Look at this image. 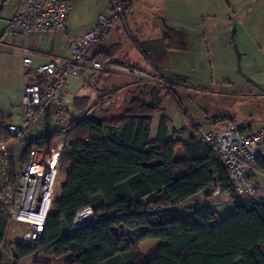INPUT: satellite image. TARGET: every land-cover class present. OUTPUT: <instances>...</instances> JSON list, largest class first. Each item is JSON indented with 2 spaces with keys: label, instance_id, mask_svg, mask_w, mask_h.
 <instances>
[{
  "label": "trees",
  "instance_id": "1",
  "mask_svg": "<svg viewBox=\"0 0 264 264\" xmlns=\"http://www.w3.org/2000/svg\"><path fill=\"white\" fill-rule=\"evenodd\" d=\"M132 4L130 0L126 18ZM87 59L122 65L108 54H88ZM150 88L137 87L121 112L110 118L88 116L87 110L81 115L69 112L61 195L41 240L19 244L15 262L36 255V264H51L50 257L64 258L65 264H264V199L236 201L227 169L198 138L200 123L194 127L197 137L169 139L170 120L162 116L157 140L151 142L153 117L160 110L147 101ZM220 121L233 122L226 117ZM1 136L12 137L2 113ZM61 136L56 131L39 137L28 149ZM179 146L184 157L176 155ZM256 169L264 173V159L257 158ZM5 170V177L15 184L13 160ZM216 182L233 199L235 212L223 218L209 209L190 220L181 218L180 206ZM88 206L94 218L75 229V216ZM7 224L0 205V242Z\"/></svg>",
  "mask_w": 264,
  "mask_h": 264
},
{
  "label": "built area",
  "instance_id": "2",
  "mask_svg": "<svg viewBox=\"0 0 264 264\" xmlns=\"http://www.w3.org/2000/svg\"><path fill=\"white\" fill-rule=\"evenodd\" d=\"M129 6L130 0H112L110 13L98 17L95 30L72 39L69 56L49 58L38 65L33 64L31 56L23 60L24 67L32 68L37 79H42L24 85L22 120L8 126L11 139L0 137V205L8 219L26 225L22 237L25 243L41 240L59 189L61 154L67 146L65 135L71 129L72 120L64 103L66 82L69 77L78 78L85 66L110 72L126 69L88 60L87 55L116 25L125 22ZM72 8L71 0H23L21 10L8 20L6 35L9 38L47 35L65 26ZM56 131L62 133L60 138L42 147L28 149L37 138ZM198 138L213 149L218 161L227 169L235 188L236 201L247 203L257 199L252 171L256 169L257 158L264 159V125L249 130L241 129L232 121L220 128L202 126L198 130ZM18 145L22 149L17 156L16 182L12 184L2 171L14 156L13 147ZM205 191L207 198L224 194L218 182ZM93 218L90 206L81 209L74 218V228Z\"/></svg>",
  "mask_w": 264,
  "mask_h": 264
},
{
  "label": "crops",
  "instance_id": "3",
  "mask_svg": "<svg viewBox=\"0 0 264 264\" xmlns=\"http://www.w3.org/2000/svg\"><path fill=\"white\" fill-rule=\"evenodd\" d=\"M182 1L133 0L125 22L118 24L89 53V56L108 54L109 59L119 62L123 65L120 67L126 69L113 72L117 73L118 76L114 77L113 80L110 79V81H106L110 77L103 74L95 75L94 78L92 76L94 70L88 66L81 68V74L78 78L69 77L64 93V103L69 112L73 115H79L88 105L90 99L104 93L111 85L113 87L122 86L121 90L134 92L140 85L150 84L151 88L147 101L152 104L150 100L154 91H157L155 88L163 84L162 75L164 68L167 67L168 55L173 54L174 49L178 46V41L181 40L182 42L184 38ZM111 2L112 0H71L73 8L69 12L63 28H57L47 35L32 34L26 38H9L6 35L8 20L21 10L23 0H6L0 16V113L5 116L8 126L22 120V104L25 101L24 85L35 82L38 77L32 68L24 67V58L31 56L33 64L38 65L49 58L59 59L69 56L72 39L80 38L84 33L95 30L98 17L110 13ZM223 19L227 21L225 16ZM131 36L137 40V43L132 40ZM261 95L264 97L263 90ZM154 106L158 107L157 105ZM48 107L51 108L52 106L49 105ZM162 116L166 115L160 111L153 117L151 142L157 140ZM156 117H159V121L156 123L155 135L153 128ZM221 119V117L217 118L219 122H214V119L209 120L211 122L209 127L220 128L224 126L226 122L220 121ZM169 120V139L173 136L179 140L197 137L194 124L198 120L191 119L189 124L177 123L176 125L174 120L171 118ZM231 120L243 130L264 125V120L255 125H240L233 118ZM176 155L184 157L183 149L180 146L176 150ZM257 172H253L252 177L257 186L258 195ZM205 193L204 190L192 197L187 204L180 206L179 213L187 214L188 211L193 210L195 215L196 212H206L213 209L222 217L220 213L222 205L233 202L231 197L226 200L221 198L214 200V198H207ZM257 199H264V197L257 196ZM25 228L26 225L8 219L3 240L0 242L2 264H36V255L22 258L17 262L13 258L17 246L23 243L22 237ZM40 258H45V254H41ZM49 260L51 264H65L64 258L50 257Z\"/></svg>",
  "mask_w": 264,
  "mask_h": 264
},
{
  "label": "rangeland",
  "instance_id": "4",
  "mask_svg": "<svg viewBox=\"0 0 264 264\" xmlns=\"http://www.w3.org/2000/svg\"><path fill=\"white\" fill-rule=\"evenodd\" d=\"M182 8L184 38L178 41L173 54L168 55L163 84L155 88L151 103L174 120L175 125L189 124L194 119L201 127H209V120L216 117H231L240 125L263 122L264 0H183ZM93 72L94 78L102 74L110 77L106 81L118 76L110 71ZM121 87L111 85L104 93L90 99L82 112L87 110L88 116L95 118L117 115L133 92ZM158 121L156 117L155 135ZM20 149V145L13 147L14 156L10 158L16 176ZM0 156L2 159L1 151ZM65 178V173L61 172L55 200L60 197ZM256 178L257 196L264 197V173L258 171ZM217 198L226 200L229 196L223 194L214 200ZM235 210L234 202H229L222 205L220 213L224 218ZM188 212L180 217L193 219L194 211Z\"/></svg>",
  "mask_w": 264,
  "mask_h": 264
},
{
  "label": "water",
  "instance_id": "5",
  "mask_svg": "<svg viewBox=\"0 0 264 264\" xmlns=\"http://www.w3.org/2000/svg\"><path fill=\"white\" fill-rule=\"evenodd\" d=\"M5 3H6V0H0V16H1Z\"/></svg>",
  "mask_w": 264,
  "mask_h": 264
}]
</instances>
